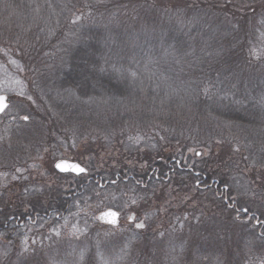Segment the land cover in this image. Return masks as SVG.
Listing matches in <instances>:
<instances>
[{
	"label": "trees",
	"instance_id": "16d2710c",
	"mask_svg": "<svg viewBox=\"0 0 264 264\" xmlns=\"http://www.w3.org/2000/svg\"><path fill=\"white\" fill-rule=\"evenodd\" d=\"M20 19L26 24L21 26ZM0 50L21 60L27 96L39 98L50 111L22 108L28 122L56 125L57 130L77 125L73 136L87 140V152L96 151L97 143L108 147L125 140L122 147L129 154L139 150L140 144H133L138 132L154 127L182 150L159 156L144 171L123 166L89 176L57 172L67 189H49L46 201L39 193L25 210L20 205L0 210V244L8 246L7 256L19 257L16 264L23 258L28 264H49L42 254H21L28 237L40 236L57 248L79 242V234L65 223L74 225L75 219L90 215L100 192L120 182L149 192L158 182H173L179 198H193L206 187L223 201L221 212L206 214L193 201L183 205L177 200L164 226L177 237L174 250L184 253L183 261L171 259L170 264H185L188 254L191 264H264V207L251 206V197L232 199L236 188L229 175L209 169L211 161L198 167L189 155L182 158L190 147L208 148L219 138L225 142L222 154L236 155L231 146L236 143L246 158L242 163L264 167V0H0ZM16 137L27 138L22 133ZM154 143L139 158L157 155L159 141ZM195 180L200 183L192 196ZM235 211L251 225L237 229L239 219L231 217ZM83 222L96 225L90 232L102 226L92 214ZM55 231L59 237H51ZM141 231L129 233L136 245L144 244L140 250L160 245L154 243L160 241L157 236ZM122 244L98 250L96 256L92 248L84 263L110 259L125 264L133 245L126 249ZM222 244L231 246L223 251Z\"/></svg>",
	"mask_w": 264,
	"mask_h": 264
},
{
	"label": "rangeland",
	"instance_id": "374dc122",
	"mask_svg": "<svg viewBox=\"0 0 264 264\" xmlns=\"http://www.w3.org/2000/svg\"><path fill=\"white\" fill-rule=\"evenodd\" d=\"M19 24L23 26L26 23L20 19ZM256 47L262 48L259 45ZM257 48H254L252 51H256ZM25 78L24 65L21 60L15 57L14 53H11L9 50H0V94H6L10 102L9 108L0 116V201L2 200L4 203H0V210L3 208L14 210L19 205L25 210L28 208L29 205L27 203L31 201V198H39L37 194L41 193V200L46 201L49 189L57 187H65L67 189L68 182L66 180L61 181L59 175L56 174L55 163L59 159H71L72 161L79 162L87 169L85 175L89 176L96 171L103 172L104 174L110 171L116 172V169H120L123 166L129 169L136 167L144 171L159 156L165 158L173 156V154H182L181 145L168 140L169 143L156 127L150 131L138 132V137L133 144H140L139 150H131L129 154L122 147V144L126 143L125 140L114 143L112 145L114 147H105L103 143L102 145L101 143H97L95 144L97 145L95 147L96 151L87 152V148L84 147V143L87 140L76 141L73 136L78 130L77 125H68L57 130L56 125H47L41 122L30 123L28 120L22 119L24 116L20 114L22 108H32L33 111L36 110L35 113L42 110H46L47 114L50 112L45 105H41L39 98L32 97L29 99V96H27V80ZM12 97L13 99L15 98L16 104ZM36 128L38 130H35ZM12 129L13 133L11 136ZM134 129H138V127ZM30 130H32V133L29 134ZM17 133H22L27 138H18L16 137ZM216 139L217 141L213 142L208 148L190 147L185 151L182 158H184L185 154L189 155L192 158L191 163H195L198 167L203 166L204 160L206 162L208 160L211 161L208 163L209 169H215L222 174L226 173L229 175L231 185L236 188L234 189L232 199L237 200L251 197L254 201V203H251V206L263 208L264 167H253L248 163H242V160L246 158L236 143L233 145L229 143L233 150H236V155L222 154V147L224 148L223 143L225 142H222L219 138ZM156 140L159 141L157 155L154 154L149 159L139 158L141 157L139 153L146 151V149L149 150L150 148L148 149L147 147L152 145V143L155 145L154 142ZM231 140L233 141V139ZM143 142H146L147 145H142ZM76 143L79 144L76 145ZM82 151L85 155L81 156V159H78L79 155H77V152ZM90 159H92V162ZM237 160L243 164L242 167L239 166ZM191 163L189 167H191ZM253 176L257 177L254 179ZM172 183L158 182L157 189L154 192L138 189L137 186L129 182L110 185L100 192L101 198L95 200L96 204L93 205L92 212L90 211V215L92 214L94 218V223L96 224L97 222L102 225L97 227L96 232H90V229L96 225L84 223L83 219L90 216L84 215L80 219H75L74 225L65 223L71 231L79 234L77 238H81L79 242L75 240L73 246L68 245L69 248H65L66 244H60L59 248L52 247L55 244L51 241L42 240L43 238L40 236H31V240H28V237L26 242L28 244V247L25 248L27 251L24 249L20 252L25 256L28 253H35L37 256L42 254L43 257H46L49 264H80L78 253L81 250H87L85 257L89 256L92 252L96 256L98 250L115 246V244L121 242H123V248L129 249L132 242L134 253L130 258L127 252L125 264H156L159 260L161 261L160 264H170L171 259L174 260L176 258L183 261L181 253H184V251L177 253L174 250V247L176 249V235L173 237V235L167 234L168 232L165 231L164 221L167 219L171 208L180 199L182 202L180 204L185 205L184 203H191L193 201L192 206L199 207L201 212L218 214V212L223 210V201L217 200L216 192L210 189L206 190V187L198 188L199 192L193 196L196 184H198L196 180L190 184L193 198H188L187 194L179 198L173 192L175 187ZM44 192H46V195ZM107 208H114L119 211L120 223L117 226L101 223L97 219L99 211ZM242 208L244 212L247 211L245 206ZM231 213L233 219L236 217L239 219L238 212ZM131 216L134 219H131ZM246 220H248L247 217L237 220V229L242 225H251ZM140 222L144 224V228L136 227ZM254 223L257 225L256 221L253 222V225ZM62 230L63 225L61 226ZM135 230L139 231L138 234L142 232L141 230H144L153 236H157V239L160 241H155L154 243H160V245L154 246L152 244L148 247L149 250H140L144 244L136 245L134 238H131L132 235H135ZM223 230L227 231V228L224 227ZM131 232L132 235L130 236L129 233ZM56 236L59 237L58 231L51 234V237ZM165 236L172 237L173 239L168 238L167 240ZM115 237H121L122 240L115 241ZM221 246L220 249L224 251L229 249L231 244H222ZM92 248L95 250L93 249L90 252ZM59 249L62 255H57ZM68 250L69 252H67ZM5 252L7 255L10 253L8 246L0 244V264H16L19 257L14 254L9 256L3 255ZM190 257L191 255L188 254L184 259L185 264H191L193 257ZM22 261L18 264H28L27 259L24 262ZM83 264L85 263L83 262ZM101 264L113 263L110 259H104L101 261ZM246 264L251 263L246 262ZM254 264H263V262L257 261Z\"/></svg>",
	"mask_w": 264,
	"mask_h": 264
},
{
	"label": "water",
	"instance_id": "95a60500",
	"mask_svg": "<svg viewBox=\"0 0 264 264\" xmlns=\"http://www.w3.org/2000/svg\"><path fill=\"white\" fill-rule=\"evenodd\" d=\"M0 95H2L4 97H7L5 94H0ZM7 102H8V105H9V101L8 100H7ZM2 113L3 112H0V114H2ZM57 163H60V164L64 165L66 167V169H67L65 171H61L60 169L56 168V166H55V169L58 172H61V173H73V174H77V175L82 174V173L73 171L72 167H71L72 165H79L81 168L85 169V171L83 173L87 172V169L83 165H81L79 162H77V161H72V160H69V159H59V160L56 161L55 165ZM107 213H116V215L115 216H111V215H107ZM97 219L101 223L117 226L119 224V222H120V214H119V212L116 209L107 208V209H104V210L100 211L97 214ZM113 221H115V222L113 223ZM140 223H142V222H140Z\"/></svg>",
	"mask_w": 264,
	"mask_h": 264
},
{
	"label": "snow or ice",
	"instance_id": "6c2138e0",
	"mask_svg": "<svg viewBox=\"0 0 264 264\" xmlns=\"http://www.w3.org/2000/svg\"><path fill=\"white\" fill-rule=\"evenodd\" d=\"M133 75H135V74L133 73ZM29 99H31V98L29 97ZM7 100H8L7 97H4V96L0 95V112H4V111L7 110L8 106H9ZM22 119L27 121V120H29V116L25 115V116L22 117ZM197 155H199V153H197ZM55 166H56V168L60 169L61 171L67 170L66 167L64 165L60 164V163H57ZM71 167H72L73 171H76V172H79V173H83L85 171V169L81 168L79 165H72ZM107 215L115 216L116 213H107ZM114 222L115 221H113V223ZM136 227L137 228H144V224L143 223H139V224L136 225ZM25 251H27V249H25ZM86 251L87 250L84 249V250H81L78 253V260H79L80 264H83V262L85 261ZM3 255H7V253L5 252V253H3Z\"/></svg>",
	"mask_w": 264,
	"mask_h": 264
},
{
	"label": "flooded vegetation",
	"instance_id": "af4514ba",
	"mask_svg": "<svg viewBox=\"0 0 264 264\" xmlns=\"http://www.w3.org/2000/svg\"><path fill=\"white\" fill-rule=\"evenodd\" d=\"M5 95H6V94H5ZM6 96H7V95H6ZM7 98H8V96H7ZM8 101H9V99H8ZM5 112H6V111H5ZM5 112H3L2 114H0V116H2ZM12 133H13V129L11 130V136H12ZM10 171H11V170H10ZM10 178H11V176H10ZM211 182H212V181H211ZM197 183H198V184H196V185L199 186L200 181H199V182L197 181ZM1 201H2V200H1ZM1 201H0V203H1ZM231 207H232V206H231ZM242 210H244V209H242ZM12 217H13V216H9V219L12 220ZM131 219H132V218H131ZM133 219H134V218H133ZM6 223H7V221H5V224H6Z\"/></svg>",
	"mask_w": 264,
	"mask_h": 264
}]
</instances>
